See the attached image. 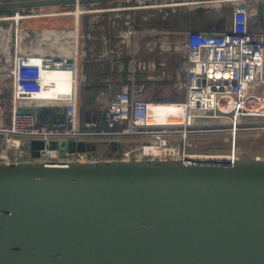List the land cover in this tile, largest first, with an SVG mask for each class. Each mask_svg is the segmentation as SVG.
Returning <instances> with one entry per match:
<instances>
[{"label": "water", "instance_id": "1", "mask_svg": "<svg viewBox=\"0 0 264 264\" xmlns=\"http://www.w3.org/2000/svg\"><path fill=\"white\" fill-rule=\"evenodd\" d=\"M74 2L7 0L0 12ZM258 17L264 29V1ZM49 145L58 160L39 157L40 139L0 159V264H264V157Z\"/></svg>", "mask_w": 264, "mask_h": 264}, {"label": "built area", "instance_id": "2", "mask_svg": "<svg viewBox=\"0 0 264 264\" xmlns=\"http://www.w3.org/2000/svg\"><path fill=\"white\" fill-rule=\"evenodd\" d=\"M132 1L135 4L125 5ZM168 1L171 0L107 1L109 3L76 0L71 4L30 7L27 11L13 10L11 13L21 16L22 22L54 19L72 24L31 28L29 32L22 28L23 42L18 51L13 50V58L7 60L2 52L8 62L0 66L1 75L10 78L11 106L10 124L0 126V159L26 158L30 154V141L40 139L44 148L39 150V157L55 161L59 158L58 151L47 147L50 142H77L84 138L116 140L123 157L180 156L187 154L190 136L205 130L199 126L213 123L225 125L223 131L227 132L229 143L225 151L227 157L233 160L246 154V148L239 143L240 133H264V92L255 90L264 84V29L259 18L261 28L256 30L249 0H232L220 2L228 4L231 13L229 23L221 30L189 29L170 33L153 27L136 28L131 24L129 12L133 9L162 12L170 7ZM176 1L213 5H205L202 0ZM75 25L77 41L73 53L50 54L26 49L24 41L33 35L47 30L64 34ZM109 25L118 27L114 36L117 40L112 45L102 35ZM175 34L177 39L171 40L170 35ZM141 37L148 38V54L155 48L161 54L183 52L172 83L173 89L183 92L180 99L161 100L145 95L148 83L162 79L165 72L160 71L161 77L157 72V66H163L164 61L157 63L153 58L138 55ZM154 38L157 41L154 42ZM95 40L101 44L97 57L105 60L114 56L123 77L104 99L94 100L101 114L96 119L81 120L80 78L86 80L81 74V62L95 50ZM123 46L127 52L125 63L119 61L124 55ZM59 74L64 78L57 82L53 76ZM44 107L55 110L54 118L41 120L39 109ZM160 112L165 114V120H152L153 115ZM135 136L140 138L139 144L132 145L130 139ZM147 145L159 147L160 152L146 153ZM91 153L74 151L66 156L83 159Z\"/></svg>", "mask_w": 264, "mask_h": 264}, {"label": "rangeland", "instance_id": "3", "mask_svg": "<svg viewBox=\"0 0 264 264\" xmlns=\"http://www.w3.org/2000/svg\"><path fill=\"white\" fill-rule=\"evenodd\" d=\"M173 1V2H171ZM167 3H179L176 0H171ZM109 3V2H107ZM133 5L135 4V1H132L130 3H127L125 5ZM253 5V6H252ZM251 10L253 13L252 20L254 21V26L257 25L256 19L258 20V11L256 12V4L250 3ZM14 13V12H13ZM13 13H1L0 16H12ZM130 13V19L131 24L136 27H153L156 29H164L171 32H175L179 29L181 30H189V29H198L202 25H204L205 28L213 27L214 29L221 30L224 29L228 21L231 17L230 9L228 4L220 3L217 5H210V6H202V5H195V4H184L183 5H170V7L165 8L164 11H149L146 9H133ZM152 14V15H151ZM166 14V15H165ZM151 15V16H150ZM150 16V17H149ZM164 17V18H163ZM257 17V18H256ZM9 21H5L3 23L4 28L9 26ZM67 23L69 25L72 24V22H63L60 20H54V19H44V20H34L33 22H23L22 28H24L26 31H30L31 28H57V27H63L66 26ZM15 24V22H14ZM16 26V25H15ZM12 27V23L10 25V28ZM118 27H111L110 25L106 27V30L102 33V35L109 40V44H113L115 40H117L114 36L116 35V29ZM179 32H182L179 30ZM31 34V33H30ZM33 35V33H32ZM96 36H100L99 33H96ZM177 35H170V39L174 40L177 39ZM70 38V37H69ZM55 39V38H54ZM61 41L68 40L66 37L61 36ZM147 37H141L138 41L139 48H138V55L140 57H148V55H153V58L155 57V54H148L147 47H146V41ZM156 40V38L154 39ZM157 41V40H156ZM27 41H24L26 43ZM41 41L40 43L44 46V44ZM144 42V43H143ZM95 46V50L92 52H89L87 56L83 58L82 64H84L85 60H88L86 64L91 65V67L95 66V63L103 61L102 59H99L97 57V52L100 49V41L95 40L93 42ZM90 45V44H88ZM110 45V46H111ZM158 45V44H157ZM5 46H0V48H4ZM125 47L123 46V51ZM15 48L11 50V58L14 56ZM18 51L17 49L15 52ZM156 52V51H155ZM153 52V53H155ZM180 57L178 61L181 60L183 52L179 51L176 52ZM127 52L124 51V55L119 59L120 62L125 63L127 60L126 57ZM0 58L2 64L0 66H3V63L6 64V61L2 57V52L0 50ZM95 59V60H94ZM174 57L171 55V65H173L172 61L174 62ZM113 60V59H112ZM91 61V62H89ZM118 61V60H117ZM8 62V61H7ZM81 64V74H83L82 69L83 65ZM2 73V69H0V74ZM55 77V75H54ZM7 78V76L5 77ZM89 86L88 81L82 80L80 78V88H79V98H80V111L81 109L84 111V116L86 117L87 113L91 112V107H94V103H91V97L86 93V87ZM145 95L154 99H161V100H177L180 99L183 95L182 91H176L171 86L168 85H159L157 87H153L151 85H148L145 91ZM84 100L85 102H88V104L83 105L82 103ZM49 109L48 108H41L39 109V113L45 114L47 113ZM223 126H225L222 123H213V124H207V125H201L200 128H205L202 132L194 133L190 136V147L187 150V154H225V151L228 148V134L227 132L223 131ZM140 138L135 136L130 139V144L137 145L139 144ZM240 141V139H239ZM54 142L57 143V141H52L49 145V147L54 148ZM60 143L64 142L63 140L59 141ZM240 143V142H239ZM241 144V143H240ZM100 144H97L96 148H100ZM98 150V149H96ZM94 155V154H92Z\"/></svg>", "mask_w": 264, "mask_h": 264}, {"label": "crops", "instance_id": "4", "mask_svg": "<svg viewBox=\"0 0 264 264\" xmlns=\"http://www.w3.org/2000/svg\"><path fill=\"white\" fill-rule=\"evenodd\" d=\"M230 20V19H229ZM256 21H258L256 19ZM229 23V21H228ZM253 27L256 30H259L260 24L257 22V25L254 26V21L252 23ZM199 30H205V31H212L217 30L213 27L205 28L204 25H202ZM180 31H183L179 29ZM14 34V42L11 45H6L5 47H15L17 45V32L13 31ZM0 34L4 35H10V33H4L0 32ZM173 36V35H172ZM155 39V38H154ZM154 42L156 40H153ZM156 51V52H155ZM155 53L152 52V54H155V57L153 58V55H148V58H153L156 60L157 63L164 61V65L157 66V72L160 76V71H164L165 75L162 77V79L150 82L148 85H151L153 87H157L159 85H168L172 87V83L174 80L175 71L178 68V64L180 61L177 56H179L176 52H169V53H159L158 49L155 48ZM171 55L175 58L174 62L172 61L173 65H171ZM113 59V60H112ZM95 60V59H94ZM103 61L95 63V66L91 67V65L86 64L88 60L84 61V64H82L84 67L82 69V73L85 76L86 80L89 83V86H91V89L86 90V93L91 97V100H97L100 101L104 99V95L108 94L107 92H110L114 90V88L118 85L119 78L123 77L122 73L118 72L117 64L119 63L117 59L112 56L110 59H102ZM91 62V61H89ZM82 67V66H81ZM5 75L0 74V126H8L10 124V106H11V97H10V78H5ZM161 77V76H160ZM173 88V87H172ZM255 90L257 92H264V84H261L257 87H255ZM49 110L45 114H41L44 120L54 118L55 110L52 108H48ZM91 112L87 113L86 120L96 119L101 114V109L99 108V105H95L92 108ZM41 117V120H43ZM240 145L246 148L247 152L246 154L254 155V156H261L264 157V133H254V132H241L240 133ZM100 150L103 152V155H111L110 149L108 148V145H102L100 147Z\"/></svg>", "mask_w": 264, "mask_h": 264}, {"label": "bare ground", "instance_id": "5", "mask_svg": "<svg viewBox=\"0 0 264 264\" xmlns=\"http://www.w3.org/2000/svg\"><path fill=\"white\" fill-rule=\"evenodd\" d=\"M222 1H232V0H210V1H205L202 0L201 2L205 5L208 4H213V5H217ZM260 0H249V3H254L256 4V8L257 5L259 4ZM194 2H187V3H169L168 6L170 5H175V4H191ZM197 3V2H195ZM184 6V5H183ZM253 6V5H252ZM77 14V12H75ZM251 18H253V13L251 15ZM257 18V17H256ZM0 32H4V33H10L12 30V27H14L15 31L17 32V45L15 47L9 46L10 49L12 50L13 48H15V50H19V47L21 46L22 42H23V35L25 34L24 32H22V17L18 16V15H12V16H4L0 18ZM5 21H9V26L4 28L3 23ZM15 22V24H14ZM12 23V27L10 28V25ZM52 28V27H51ZM69 30L71 31H67L64 34H58L56 32H53L51 30H47L46 33L44 34H39V35H33L25 44L26 49L29 51H34V52H46V53H50V54H57L58 53H64V54H69V53H73L76 51V47H75V41H77V34H76V25L75 27H71ZM179 31V30H178ZM174 32V31H173ZM177 32V31H175ZM61 36L66 37L67 39L70 37V40H66V41H61ZM55 38V39H54ZM43 41L42 43L44 44V46L42 44H40V42ZM9 47H4V48H0L1 52H4L6 54V59L9 60L11 53L9 55ZM78 53V52H77ZM1 69V67H0ZM51 78V77H50ZM53 78L57 79V82L60 81V79H63L64 76L63 75H55V77L53 76ZM165 117V114L160 112L156 115H153L152 120L154 121H163L165 119H163ZM175 151L177 149H174ZM179 150V148H178ZM144 151L148 154H157L160 152V148L156 147V146H145Z\"/></svg>", "mask_w": 264, "mask_h": 264}, {"label": "trees", "instance_id": "6", "mask_svg": "<svg viewBox=\"0 0 264 264\" xmlns=\"http://www.w3.org/2000/svg\"><path fill=\"white\" fill-rule=\"evenodd\" d=\"M13 10H6V11H2V12H0V14L1 13H4V12H6V13H11ZM14 27L15 26H13L12 27V30H11V33L12 34H10V35H2V34H0V46H6V45H11V44H13V42L15 41L14 40V34H15V32L13 33V31H15V29H14ZM1 38H3V42L1 43ZM83 101V103H82V107H83V105H85V104H88V102H85L84 100H82ZM91 103H94V101H91ZM95 104V103H94ZM85 114H84V111L81 109V111H80V118H81V120H86V117L84 116ZM41 117H42V119L45 117V115H44V117L41 115ZM44 120V119H43ZM42 120V121H43ZM83 141L85 142V144H86V147L88 148V149H92L93 147H97L96 145L97 144H100L99 146H102V145H104V144H106L107 143V139H105V138H84L83 139Z\"/></svg>", "mask_w": 264, "mask_h": 264}]
</instances>
